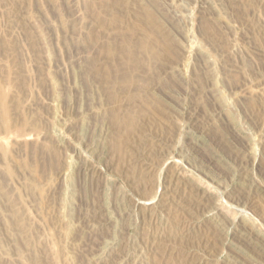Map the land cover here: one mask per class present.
Instances as JSON below:
<instances>
[{
    "label": "rangeland",
    "instance_id": "1",
    "mask_svg": "<svg viewBox=\"0 0 264 264\" xmlns=\"http://www.w3.org/2000/svg\"><path fill=\"white\" fill-rule=\"evenodd\" d=\"M0 264H264V0H0Z\"/></svg>",
    "mask_w": 264,
    "mask_h": 264
},
{
    "label": "bare ground",
    "instance_id": "2",
    "mask_svg": "<svg viewBox=\"0 0 264 264\" xmlns=\"http://www.w3.org/2000/svg\"><path fill=\"white\" fill-rule=\"evenodd\" d=\"M3 100H4V98H3ZM3 105L5 106L6 104H3ZM4 111H5V113L7 112V109H6V107H5V110H4Z\"/></svg>",
    "mask_w": 264,
    "mask_h": 264
}]
</instances>
